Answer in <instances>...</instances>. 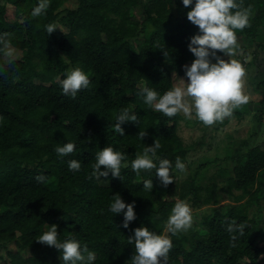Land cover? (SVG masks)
Listing matches in <instances>:
<instances>
[{
    "label": "trees",
    "instance_id": "obj_1",
    "mask_svg": "<svg viewBox=\"0 0 264 264\" xmlns=\"http://www.w3.org/2000/svg\"><path fill=\"white\" fill-rule=\"evenodd\" d=\"M65 1L49 0L44 13L33 17L38 0H6L15 7L12 21L0 6V35L22 53L11 63L0 54V247L8 259L1 263L0 255V264H62L55 247L36 241L47 224L57 225L59 241L75 238L94 251V264H131L132 229L164 234L178 200L192 210L211 207L199 229L195 222L186 231L168 233L167 264H264V220L254 211L264 205V140L252 143L256 134L237 143L206 185L200 182L202 171L184 182L172 175L164 187L155 169L137 174L131 168L132 159L154 140L161 145L154 159H169L170 172L176 157L184 161L188 153L177 132L180 113L164 116L139 93L149 87L162 95L194 59L187 45L197 26L186 18L189 9L178 0H78L75 8L61 9ZM237 2L250 11L248 26L236 30L246 38L239 47L245 49L258 38L264 0ZM56 22L67 30L48 35L44 26ZM257 46L264 50V42ZM75 67L90 83L72 98L61 92L59 80ZM257 87L264 89V66ZM246 107L232 115L241 120ZM123 108L138 119L125 122L120 136L113 124ZM67 142L74 144L73 152L59 156L55 148ZM107 146L125 159L120 177L100 180L92 176V165ZM73 159L81 162L75 173L68 169ZM145 179L153 180L151 191L143 188ZM116 193L125 202L136 201V219L127 229L122 214L109 211ZM229 224L243 225V234L230 233Z\"/></svg>",
    "mask_w": 264,
    "mask_h": 264
},
{
    "label": "clouds",
    "instance_id": "obj_2",
    "mask_svg": "<svg viewBox=\"0 0 264 264\" xmlns=\"http://www.w3.org/2000/svg\"><path fill=\"white\" fill-rule=\"evenodd\" d=\"M186 12V18L194 26H197L196 34L189 38L187 45L194 59L190 64L183 65L184 78L181 83L165 91L162 95L155 89L144 87L139 95L144 104L161 112L164 116L172 117L182 112L186 118L201 121L204 125H212L230 117L235 108L247 103L249 97L243 91V77L245 69L241 63L231 57L239 52L236 30H242L249 24L250 11L241 7L237 0H180ZM49 0H38L31 10L33 17L40 16L47 9ZM189 5L191 7L189 8ZM46 32L51 34L56 25L49 23L45 26ZM218 52L220 54H218ZM0 54L7 63L16 59L17 50L10 41L0 35ZM222 54V55H221ZM223 57H227L224 59ZM186 78V80H185ZM90 83L89 76L80 67H75L66 72L64 78L59 80L61 92L64 95L75 98L77 92L87 88ZM135 112H129L123 108L115 116L113 128L115 133L125 136L122 125L125 122H137ZM144 132H140L142 138ZM159 142L154 140L151 145H145L143 151L138 153L131 161V168L139 174L141 170L155 169V176L164 187L173 181L170 175L171 162L167 158L155 160L156 150L160 148ZM74 150V144L67 142L63 146L55 148L59 156H65ZM124 153L114 150L111 146L103 147L95 154V163L92 165V176L120 177ZM103 166V167H102ZM184 163L180 157L175 159V168L183 171ZM70 171L78 172L81 162L70 160ZM38 181H43V176H37ZM145 190L153 189V180L145 179L142 182ZM136 201L125 202L119 193L109 205V211L122 214L121 226L129 227V222L136 219ZM192 224L190 207L182 200H178L171 209L165 224V232L176 234L178 231H186ZM49 225V224H48ZM243 225H228V231L243 234ZM57 225L51 224L47 230L36 239L37 242L55 247L60 253L62 264H94L96 254L82 245L75 238L63 241L57 239ZM235 239V236L232 237ZM128 243L134 245L135 252L131 255V264H167L168 252L172 247L168 235L157 234L147 227H135L132 234L127 237ZM84 253H87L85 256Z\"/></svg>",
    "mask_w": 264,
    "mask_h": 264
},
{
    "label": "rangeland",
    "instance_id": "obj_3",
    "mask_svg": "<svg viewBox=\"0 0 264 264\" xmlns=\"http://www.w3.org/2000/svg\"><path fill=\"white\" fill-rule=\"evenodd\" d=\"M77 3L78 0H67L63 3L61 9L66 7L70 9L75 8ZM1 5H5L7 11L6 19L9 21L14 20L16 18L14 5L8 4L6 0H0V6ZM132 14L140 18L134 11ZM17 17L21 21L22 17ZM55 24L57 29L54 31L57 34L67 30L62 23L56 22ZM258 32V38L252 42V44L246 46L245 49L239 48V52L231 57L238 60L245 69L243 91L248 95L249 99L247 103L243 104V106H247L243 118L239 120L236 116L231 115L222 121L214 122L212 125H204L201 121L196 119L194 115L189 119L186 118L182 112H179L180 119L177 132L180 137L181 145L187 148L188 153L184 161H182L185 165L184 170L180 171L175 168L170 172V175H173L175 179H177V182H184L192 176L195 171H202L200 182L202 185H206L210 180L209 177L216 173L225 163V157L231 154L239 141L250 137V135L254 133L256 136L254 140L253 138L251 139V142L262 144L264 140V102H262L264 98V89L258 88L257 85L263 79L264 50L257 46V42H264V19L262 20ZM236 36L239 47L246 44V38L243 34L236 31ZM15 49L17 50L16 58H19L22 54L21 50ZM223 58L227 59V57ZM190 63L191 62H187L186 64ZM180 78H184V74L174 79V86H178L181 83ZM99 179L101 180V178ZM210 207V205H205L199 209L192 210L190 208L192 215L191 226L197 222V228L199 229L202 224V217L210 212ZM254 209L258 216L264 220V205ZM49 225H46V229ZM164 234L168 235L165 230ZM259 245L261 246L263 243L259 242ZM9 248L15 251L13 244H10ZM28 251V249L23 250L22 253L26 255ZM0 255L4 257L1 263L8 262L6 251L2 247H0ZM86 255L87 253L85 256Z\"/></svg>",
    "mask_w": 264,
    "mask_h": 264
},
{
    "label": "flooded vegetation",
    "instance_id": "obj_4",
    "mask_svg": "<svg viewBox=\"0 0 264 264\" xmlns=\"http://www.w3.org/2000/svg\"><path fill=\"white\" fill-rule=\"evenodd\" d=\"M178 2L181 3L180 0H178ZM167 5H168V3H167Z\"/></svg>",
    "mask_w": 264,
    "mask_h": 264
}]
</instances>
